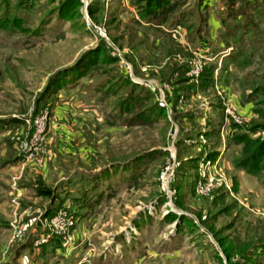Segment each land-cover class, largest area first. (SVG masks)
Instances as JSON below:
<instances>
[{
    "label": "rangeland",
    "instance_id": "1",
    "mask_svg": "<svg viewBox=\"0 0 264 264\" xmlns=\"http://www.w3.org/2000/svg\"><path fill=\"white\" fill-rule=\"evenodd\" d=\"M65 1L0 0V264H14L23 254V264H264V170L241 172L234 161L242 158L243 144L229 139L236 124H220L228 97L243 126L264 122L254 112L264 110V0H177L160 26L140 22L123 0H91L87 8L84 0H68L61 11ZM177 27L183 38L171 31ZM96 49L103 50L100 59L76 84L70 70L63 71ZM117 52L131 69L121 66ZM213 63V79L203 86ZM194 68L200 73L191 77ZM131 73L169 84L168 114L136 117L162 105ZM61 95L76 108L59 109L60 122L83 139L84 150L59 153L60 167L47 184L34 178L53 162L59 136H66L57 132ZM247 103L249 113L242 109ZM42 113L48 141L41 167L23 160L15 142L26 132L24 118ZM202 134L209 153L222 146L226 153L198 190ZM251 135L264 141V130ZM14 158L15 165L8 161ZM61 171L65 178L53 183ZM19 174L29 178L24 194L11 190ZM92 179L103 190L92 195L95 206L74 212V225L55 233L46 212L56 200L39 196L37 188L78 196ZM170 214L173 221L166 220ZM41 237L46 241L38 244ZM56 237L59 256L57 245L44 247Z\"/></svg>",
    "mask_w": 264,
    "mask_h": 264
},
{
    "label": "trees",
    "instance_id": "2",
    "mask_svg": "<svg viewBox=\"0 0 264 264\" xmlns=\"http://www.w3.org/2000/svg\"><path fill=\"white\" fill-rule=\"evenodd\" d=\"M68 0H66L61 8V11L66 8L65 5ZM81 3V0H79ZM131 7L136 10V15L138 17V20L140 22H146L149 25L152 26H160L161 24H164L165 21H163L166 12L173 9L177 4V0H129ZM63 13V12H62ZM66 19H68V14H64ZM208 17V16H207ZM208 19V18H205ZM201 30V28L199 29ZM198 30V32H199ZM192 32H190L191 34ZM103 52L101 49H96V50H90L86 52L80 60L74 65L69 67L68 69L64 70L63 72H67L70 70L69 76L75 79L76 84L80 83L82 80L81 78L87 74V71L92 68V66L95 64V62L99 58V53ZM102 57V56H101ZM100 59V58H99ZM111 60V59H108ZM216 67L215 63L211 64L206 68V72H204L203 75V86H208L211 80L213 79V73L212 71ZM62 72L58 73L54 77L60 75ZM53 77V78H54ZM52 78V79H53ZM129 80H126L128 82ZM131 83V82H128ZM255 92H253L254 94ZM258 93V92H257ZM260 94V93H259ZM252 94H249L247 96L248 102L253 101L252 99ZM140 99V97H139ZM134 107V106H132ZM129 107V111H131V108ZM254 112H256L259 116V118L264 120V110L261 108H254ZM168 114L166 107L164 106H153V108H149L148 110H144L141 112H138L136 114V117H143L144 119L151 118V115L153 114ZM135 117L131 118L134 119ZM14 123H17V126H20L23 124V122L20 123L19 120H13ZM226 122L221 121V125H225ZM233 126V125H232ZM218 127H221L220 125ZM233 128L236 130V133H234L229 139L233 143H242V158L239 160L234 161L235 165L239 167L240 169L244 171H248L250 173L257 172L259 170H264V141L259 140L257 138H253L251 135V132H255L257 130H264V122L263 123H256L253 126H243V125H234ZM238 128H240L238 130ZM221 128H218L220 130ZM218 151L215 152H210L209 156L212 159H215L218 155ZM17 158L14 159H9L8 161H16ZM198 158H193L191 160L193 167H197V160ZM97 182L95 179H93V186L96 188V183ZM99 187V186H98ZM97 187V188H98ZM90 189H85L84 191L81 192V195L78 196H70L72 203H71V209L76 212V214L79 216L80 214L82 215L86 210L89 208H92L95 206L97 199H94L91 195ZM37 194L39 196H46V197H51L52 199L56 200V204L53 203L50 208L47 209L46 216L48 218H51L54 216V214L63 206H65V198L56 196L54 190L50 188H45L42 185L37 188ZM68 196V197H69ZM67 197V196H66ZM74 207V208H73ZM76 208V210H74ZM172 214L166 216L167 221H173V218H171ZM58 237L54 238V242L57 245L61 246V240L57 241Z\"/></svg>",
    "mask_w": 264,
    "mask_h": 264
},
{
    "label": "built area",
    "instance_id": "3",
    "mask_svg": "<svg viewBox=\"0 0 264 264\" xmlns=\"http://www.w3.org/2000/svg\"><path fill=\"white\" fill-rule=\"evenodd\" d=\"M91 0H84L85 7L87 8L90 6ZM169 31V30H168ZM177 38L182 36L183 32H180V28L177 27L175 29L171 30ZM185 33V32H184ZM183 38V36H182ZM117 56L121 59V66L128 67L131 69L130 65L128 64L127 60L123 57L122 53L117 52ZM201 69V68H200ZM200 71L198 68H194L191 70L190 75L191 77H196ZM132 80L136 83H144L150 91L154 92L156 94V99L160 103V105L164 107H169V97L167 95V92L169 90V84H161L157 81L150 80L149 82H143L140 80H137L133 77V74L131 73ZM171 90V89H170ZM227 94V93H226ZM225 117H226V124H236V125H242V117L238 113V107L236 104L232 103L230 100V97H228L226 105H225ZM47 114H37L36 117H33L31 115H28L24 118V124L21 128H24L26 132H23V134H20L16 137V148L19 151V155L23 158V160H35L39 166H43L44 162V155L47 152L46 144L48 141L47 137ZM27 127V129L25 128ZM225 128V127H224ZM20 129V128H19ZM225 130V129H224ZM200 143H206L204 140V135H200ZM193 140H190L191 143ZM201 143V144H202ZM205 145H201V148H203ZM224 150L219 151L218 157L215 159H212L209 156V152L206 150V147H204V155L199 159V175L200 180L197 184V189L201 190L204 188L203 185V179L207 177L208 175L207 170L215 171L217 170L218 163L220 162V159L223 157ZM174 164V163H173ZM176 167V164L169 165L167 168L162 183L165 185V188L168 187L169 183L171 182V179L173 178L174 169ZM208 170V171H209ZM211 171H209L211 173ZM211 175V174H210ZM204 177V178H203ZM214 177H211L210 180L214 181ZM16 185V184H15ZM16 187V186H15ZM164 188V189H165ZM170 191V190H169ZM167 192V189H166ZM168 194V192H167ZM166 194V195H167ZM75 214L74 211L67 205L61 207L52 217V224H53V230H55V233L62 234L66 231H68L75 223ZM46 241V238L41 237L40 240H38V244H43V242Z\"/></svg>",
    "mask_w": 264,
    "mask_h": 264
},
{
    "label": "crops",
    "instance_id": "4",
    "mask_svg": "<svg viewBox=\"0 0 264 264\" xmlns=\"http://www.w3.org/2000/svg\"><path fill=\"white\" fill-rule=\"evenodd\" d=\"M205 1V0H204ZM123 4H125L126 5V7H129V9L130 10H133L134 11V9L131 7V5H130V2H129V0H123ZM209 17L210 16H208L207 18L209 19ZM166 29V28H165ZM167 30V29H166ZM165 30V31H166ZM68 98H69V96H63V95H61V97H60V99H59V102L57 103V106H56V108H55V113L57 114L56 116L58 117V120H59V123H58V127H61V128H58L57 129V132L59 133V131H61L62 133H66V136H65V138H64V140L63 139H61L60 138V136H59V138L57 139V141H56V143L54 144V148L56 147L57 149H58V152H56L55 151V158L54 159H52V163H49V165H48V167L46 168V170L44 171V173H42V176H39L38 178H34V179H41L44 183H47V184H49V183H51V178L53 177V176H51V174L52 173H54V171L56 170L57 171V169H59V167L60 166H57V164H56V161H57V157L56 156H58V155H60V154H62V155H69V156H72V154H77V150H76V147L78 146H80L81 144H83L84 142H83V139L82 140H77L75 137H76V134H75V132H71V130L70 129H68L69 128V125H66V124H64V123H61L63 120H61V122H60V119H61V113H60V110L62 109V110H70V111H74L75 110V108H76V105H73V103L70 101V100H68ZM60 109V110H59ZM242 109H243V111L245 112V113H249L248 111H250L251 110V106H250V104L249 103H247L245 106H242ZM68 127V128H67ZM234 133H236V130L235 129H233L232 130V132H230V137L234 134ZM57 135V134H56ZM229 137V138H230ZM64 142V143H63ZM225 145H227V142L225 143ZM84 146L82 145L81 147H79V152L80 153H82V150H84V148H83ZM223 147V146H222ZM222 147H219V148H217V150L216 151H220V150H222ZM67 150V151H66ZM66 152H67V154H66ZM90 151H89V149H87V154L85 153L84 155L86 156V155H88V153H89ZM60 153V154H59ZM225 153H226V150L224 151V154L223 155H225ZM17 161V160H16ZM16 161H13L12 162V164L13 165H15V164H17L16 163ZM241 172H243V170H241ZM63 174H64V172H60L59 174H58V178L59 177H61L58 181H56V182H53V183H55V184H59L58 182L61 180H63L65 177H63ZM22 174H19V175H16V176H14L13 178H14V181H13V183H12V185L14 184V183H16V185H13L12 187H11V190L15 193L16 192V194H18V192H19V194H24V191L27 189V187L25 186L26 184L25 183H23L24 181H27L29 178H26V179H24L23 180V175L21 176ZM15 180H19V181H21L22 183L21 184H18V182H16ZM94 183H93V179L92 180H90V181H88V184H87V186H85L86 187V189H90V191L91 190H93L92 192H91V195H95V196H97L98 195V197H99V195L101 196L102 194H101V192H103V190H99L100 189V186L98 187V188H94L93 185ZM19 185V186H18ZM16 186V187H15ZM72 195V196H74V194H68L67 195V197H65V204H69V203H72V200H71V198H70V196ZM69 196V197H68ZM94 199H97V197H94ZM74 208V207H73ZM74 210H76V208L74 209ZM48 242V241H47ZM52 244H55V242L53 241V240H51L50 242H48V243H45L43 246L44 247H50V249H51V245ZM55 245H57V244H55ZM53 249H54V251H55V256L57 255V256H59V255H61L62 254V250L58 247V245H57V247L55 246V248L53 247ZM38 253H40V251H41V247H39V248H37V250H36ZM24 256H25V254H23L22 256H21V258H24ZM21 258H19L18 259V261L17 262H15L14 264H23L22 263V261H21ZM25 264H27V263H25ZM28 264H34L33 262H29Z\"/></svg>",
    "mask_w": 264,
    "mask_h": 264
}]
</instances>
